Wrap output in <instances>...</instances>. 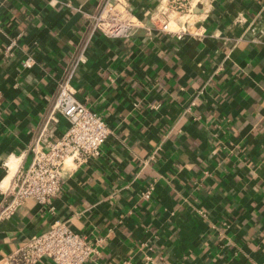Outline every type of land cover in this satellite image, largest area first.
Instances as JSON below:
<instances>
[{
    "label": "crops",
    "instance_id": "1",
    "mask_svg": "<svg viewBox=\"0 0 264 264\" xmlns=\"http://www.w3.org/2000/svg\"><path fill=\"white\" fill-rule=\"evenodd\" d=\"M99 1L0 0V200L86 41L65 3ZM195 12L199 37H92L71 83L112 133L66 173L53 212L27 199L0 225V259L60 219L100 241L84 264H264V0Z\"/></svg>",
    "mask_w": 264,
    "mask_h": 264
},
{
    "label": "built area",
    "instance_id": "2",
    "mask_svg": "<svg viewBox=\"0 0 264 264\" xmlns=\"http://www.w3.org/2000/svg\"><path fill=\"white\" fill-rule=\"evenodd\" d=\"M198 4L201 0H157L154 6L145 7L138 14L132 9L131 0H100L93 12L65 3L88 19L86 41L74 57L70 71L61 80L41 128L29 145L28 164L16 171L8 187L1 192L0 225L11 219L27 199L53 212V199L61 191L66 173L98 156L112 133L103 117L77 97L71 83L75 70L85 61L92 37L100 34L110 39H130L140 31L149 36L161 34L177 39L186 35L199 37L203 31L196 26ZM15 44L14 39L10 40L5 51L10 53ZM33 62L32 56H27L23 66L30 67ZM153 190L154 183L149 182L141 197L149 199ZM99 243V240L90 242L72 230L68 221L58 219L45 230L28 237L0 259V264H38L44 259L53 264H84L97 253ZM145 258L150 259L149 256Z\"/></svg>",
    "mask_w": 264,
    "mask_h": 264
},
{
    "label": "bare ground",
    "instance_id": "3",
    "mask_svg": "<svg viewBox=\"0 0 264 264\" xmlns=\"http://www.w3.org/2000/svg\"><path fill=\"white\" fill-rule=\"evenodd\" d=\"M12 162H13V161H12ZM9 165H10L11 170H13V167H12V163H11V162H10ZM3 181H4V180H3Z\"/></svg>",
    "mask_w": 264,
    "mask_h": 264
}]
</instances>
